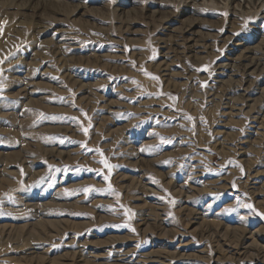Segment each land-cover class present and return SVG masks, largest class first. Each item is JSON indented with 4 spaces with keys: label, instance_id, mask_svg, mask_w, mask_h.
Here are the masks:
<instances>
[{
    "label": "rangeland",
    "instance_id": "374dc122",
    "mask_svg": "<svg viewBox=\"0 0 264 264\" xmlns=\"http://www.w3.org/2000/svg\"><path fill=\"white\" fill-rule=\"evenodd\" d=\"M27 1L0 0V264L21 261L30 241L55 263L76 253L75 241L130 238L133 252L167 250L156 246L163 233L143 234L144 206L162 209L170 234L197 227L184 207L208 206L207 223L237 222L224 240L237 246L247 231L262 252L264 122L252 117L264 115V0ZM54 2L68 11L56 13ZM189 39L198 51L186 49ZM221 63L230 70L218 83ZM228 95L253 102L227 114ZM28 152L35 163L25 167ZM27 199L53 216L31 220ZM49 229L58 231L48 241ZM216 237H192L187 253L205 249V264H256ZM94 249L104 258L88 264H115L117 254Z\"/></svg>",
    "mask_w": 264,
    "mask_h": 264
},
{
    "label": "bare ground",
    "instance_id": "6f19581e",
    "mask_svg": "<svg viewBox=\"0 0 264 264\" xmlns=\"http://www.w3.org/2000/svg\"><path fill=\"white\" fill-rule=\"evenodd\" d=\"M28 2L29 3L36 2L35 5L36 4H37V6L40 5V3H38L39 1H37V0H28L27 3ZM163 2H167V0H163ZM49 4H50L51 9L57 8L56 13H60L61 11L67 12L68 8H69L68 4H65V3H59V2L55 3L54 2V3H49ZM196 4L197 3L191 4V8L193 9V13L195 12L196 7L198 6ZM58 8H62V9L59 10ZM119 8H123V6L120 5V7H117L116 9H119ZM153 13L156 15H159V16L161 15V17H164L167 20V17H166L167 14L166 13H163V12L161 13V11H158V10L157 11L155 10ZM21 39L23 41H20V42H24L25 38H21ZM187 42L189 45L188 44L186 45V49H189L191 52H194V50L198 51V48L200 46L196 45V42L194 39H189ZM198 44H200V43H198ZM228 69H229V64L221 63L219 65L218 73H217V77H216L218 83L223 82L221 79H223L225 73L228 72ZM26 96H27V94H24V97H26ZM209 96H210V94L208 95V97ZM251 96L252 95H249V96L244 95V98H243L244 100L242 102L236 101L237 99H234L233 97H231V95L226 96L225 100H226V104H227L228 108H225V109L229 110V111H227L228 113L227 112L226 113L231 114L233 112L245 111V109L247 108L246 104L252 101L250 98ZM211 98L214 99V95H211ZM252 118H253L254 124L261 125V123L263 124V122H264V115H262L260 113H256L255 115H253ZM59 154H60V152H59ZM136 159H137V157H136ZM194 162L196 163L195 168L197 170H195V172H194L195 176L193 178L197 179V178H200V175L198 176V174L199 173L201 174V171L198 170V167H200L198 165L199 161L194 160ZM34 163H35V159L32 156L31 152L26 153L20 161V164L25 166V167H29L31 164H34ZM1 164H2V162L0 161V175L3 173V169H1ZM144 184H146V183H144ZM138 186H139L138 188L143 190L142 191L143 193L147 194V192L151 191L150 188L149 189H148V187L146 188V186L142 185V183H140ZM145 191H147V192H145ZM190 197H191V195L185 194L183 196V198H184L183 202L188 203V200L190 199ZM140 201H141V196H139V195L137 197L133 198V203H138ZM22 205H23V208L25 209V211L29 214L30 219L33 221L37 220V219H50L53 216L52 213L49 212V209L46 208L45 205L39 204V203L35 202L33 199L32 200H30V199L24 200L22 202ZM104 211H105V209H104ZM210 214H211V209L208 206L196 207L195 209H188V208L184 207L182 209V216H187L189 224H191V226H197V227L192 229L191 231L189 229L188 230L184 229V232H175L172 230V234H170L171 232L166 230V228L169 227V225H168L169 221L168 222L166 221V219L162 213V209L160 207H157V206H154V207L144 206L141 208V211H140L141 219H140V223H139L140 224L139 226L143 229V234L145 235V234L149 233V232H147L148 230L151 232H154V234H155V232L163 233L164 236H162L159 240L161 242H159V244L156 246L157 247L162 246V248H166L167 250H158L157 249V250H150L149 251V250L145 249V250H141V251L136 250L135 252H133L128 247L129 244L132 242V240H130V238L129 239H121L120 238V240L115 241V242H110V244L104 243V245H98V246H95L94 244L87 245V244L75 241L74 243H72L71 246H72V249L76 250V253L71 254V255L68 253L69 254L68 255L67 253L64 252L65 254L60 256V259H61L60 262L55 263L49 259L50 258L49 256H51V253H50L51 251L49 248H46V247L45 248L44 247L39 248L35 244L32 245L33 241L27 242V239H25L23 241L27 242V244L25 245V247H27V249L25 251H23L24 258H22L21 261H18L17 264H48L47 261L49 262V264H88V263H95L96 261H99V259L104 258L103 255L92 252L93 250H95L94 248H96V247H98V249L102 250L101 252H103V250H105V252H106V250H111L112 252L117 254V256H115V258H113V261L115 264H121V263L126 264V263H129L128 261H131L132 262L131 264H205V262H204L205 258L203 256V252L205 249H197L196 251L194 250V252L192 251V253H195V254L187 253V251H189L191 249L190 246L192 245V243H194L191 240L192 237H195V239L198 238L200 241H205L208 238H210L211 235L218 236V237H216V239H217L216 244L219 248L222 247L221 245H224V247H226L227 250L229 249V250L234 251L238 256L239 255H246V258L244 259L246 262L257 260L258 263L256 262V264H264V247H262L263 251L261 252L258 249L259 246H257L254 243L253 239H251L248 236L246 237V234H251V233L246 231V234H244L240 238H238V245H237L238 247L232 246V242L224 240L222 238V236L226 237V238H228V237L230 238L231 236H233L236 233V231H239L238 228L233 227L235 225V223H237V222H235L231 219L223 218V216L219 215L218 217L221 219L219 221H217V224L211 225V224L207 223L208 219H206V217L209 216ZM60 222H61L60 226L57 227L58 229L59 228L63 229L65 225L66 226L68 225L67 220L61 219ZM50 230L51 231H58L55 229H49L45 233H42V235L43 234L48 235V233L50 232L49 233L50 235H48L49 237L47 238V240L48 239L52 240L54 237L57 236V233L53 234V233H51ZM243 233H245V232H243ZM167 234H169V235H167ZM28 235H29V233H28ZM6 239L10 240L11 244L12 243L13 244H19V243H21V240H22V239L21 240L20 239L14 240L12 237H10L8 235L6 236ZM39 239H40V241H43V243H44L45 238H39ZM67 246H68V244H67ZM217 262H218V259L216 258L214 263L216 264Z\"/></svg>",
    "mask_w": 264,
    "mask_h": 264
},
{
    "label": "snow or ice",
    "instance_id": "6c2138e0",
    "mask_svg": "<svg viewBox=\"0 0 264 264\" xmlns=\"http://www.w3.org/2000/svg\"><path fill=\"white\" fill-rule=\"evenodd\" d=\"M101 163H104L106 167H111V166L107 165L106 161H101ZM248 207H251V205H248Z\"/></svg>",
    "mask_w": 264,
    "mask_h": 264
}]
</instances>
